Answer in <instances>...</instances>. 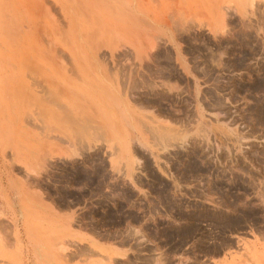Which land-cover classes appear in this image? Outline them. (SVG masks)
Segmentation results:
<instances>
[{"label": "rangeland", "instance_id": "obj_1", "mask_svg": "<svg viewBox=\"0 0 264 264\" xmlns=\"http://www.w3.org/2000/svg\"><path fill=\"white\" fill-rule=\"evenodd\" d=\"M82 247L264 264V0H0V264Z\"/></svg>", "mask_w": 264, "mask_h": 264}, {"label": "crops", "instance_id": "obj_2", "mask_svg": "<svg viewBox=\"0 0 264 264\" xmlns=\"http://www.w3.org/2000/svg\"><path fill=\"white\" fill-rule=\"evenodd\" d=\"M93 235L94 234H89V233L86 234V236L89 239L92 238V239L96 240V242L98 243V245L99 244H102V248H104L103 243H101V241L98 240V237L93 236ZM256 250H258V249H256ZM80 251H82V255L85 257L84 260H83L85 262V264H95V263H98L99 260L103 259L102 256H101V254L97 250H95V248L82 247L80 249ZM75 260L76 259H74L73 262Z\"/></svg>", "mask_w": 264, "mask_h": 264}, {"label": "bare ground", "instance_id": "obj_3", "mask_svg": "<svg viewBox=\"0 0 264 264\" xmlns=\"http://www.w3.org/2000/svg\"><path fill=\"white\" fill-rule=\"evenodd\" d=\"M8 84V83H7ZM5 87V86H4ZM85 120V119H84ZM87 123V122H86ZM85 125V124H84ZM85 127V126H84ZM83 129V128H82ZM85 129V128H84Z\"/></svg>", "mask_w": 264, "mask_h": 264}]
</instances>
